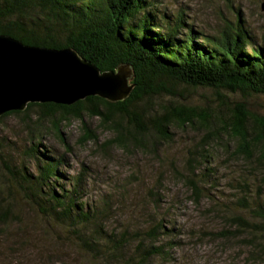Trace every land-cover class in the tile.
Instances as JSON below:
<instances>
[{"label":"trees","instance_id":"16d2710c","mask_svg":"<svg viewBox=\"0 0 264 264\" xmlns=\"http://www.w3.org/2000/svg\"><path fill=\"white\" fill-rule=\"evenodd\" d=\"M170 12L162 0H0V35L33 47L72 49L101 72L128 66L133 86L121 102L89 97L72 106L29 104L22 112L0 117V121L10 116L26 118L25 128L33 141L24 155L36 163L35 172L26 160L12 163L13 151L0 145L3 175L20 187L43 216L63 225L94 264H150L153 259L175 264L171 252L180 244L175 238L182 229L163 226L157 194L152 196L156 212L150 215L140 246L125 254L122 249L131 243L126 232L106 234L100 227L109 213L108 201H93L89 206L82 199L90 169L82 167L80 173L69 176L64 157L54 156L42 140L55 133L70 148L62 126L85 116L98 118L116 133L112 147L128 148L126 144L133 140L145 150V135L156 132L167 139L172 127L190 126L203 131L197 145L200 150L185 166L194 200L200 202L205 191L218 184L213 177L222 152L241 161L243 169L229 183L235 190L234 200L227 201L224 214L237 233L246 234L249 259L264 264V113H253L248 103L249 98L264 96V42L258 41L238 11L236 21H226L216 36L194 29L184 11ZM180 87L208 89L220 99L226 97L224 93L239 95L242 100L228 106L230 115L224 118L212 107L181 103L186 99ZM165 97L168 103L160 108L153 105L155 99ZM84 132L79 145L98 142L87 126ZM8 188L0 187L3 218L8 211L2 195ZM212 204L218 208L217 201Z\"/></svg>","mask_w":264,"mask_h":264},{"label":"rangeland","instance_id":"374dc122","mask_svg":"<svg viewBox=\"0 0 264 264\" xmlns=\"http://www.w3.org/2000/svg\"><path fill=\"white\" fill-rule=\"evenodd\" d=\"M263 2L162 0V6L170 13L184 11L194 29L207 36H216L226 21H236L238 11L258 41L264 42ZM179 92L186 99L181 103L204 109L212 107L220 111L224 118L230 115L228 106L242 100L239 95L229 93H224L226 97L220 99L208 89L180 87ZM169 101L167 97L155 99L153 105L160 108ZM248 103L253 113H264V96L249 98ZM25 123L24 116L1 119L0 145L8 146L9 152L11 148L12 163L26 160L30 163L29 170L35 172L36 163L33 160L29 162L24 155L33 141ZM84 126L99 137L97 143L79 145L85 136ZM61 130L70 148L59 141L55 133L47 134L42 140L43 145L49 150L51 148L54 156L64 157V165L67 166L64 170L69 176L80 173L82 167L90 169L82 199L89 206L93 205V201H108L109 213L100 222V227L106 234L121 235L126 232L127 241L131 243L124 246L123 253L135 251L145 235L150 215L156 212L152 199L155 193L160 199L158 212L163 219V226L171 228L175 225L176 229H182L175 238L180 244L171 252L175 264H257L249 259L251 249L246 243V234L237 233L236 227L224 214L227 201L234 200L231 195L235 194L229 183L233 176L240 173L239 169H243L239 166L242 162L236 157L230 159L229 153L222 152L217 161L219 170L213 177L218 184L215 189L205 191L200 202L194 200L188 187L186 175L190 171L185 166L191 155L200 150L197 145L203 137V131L190 126L183 129L172 127L167 139L151 132L145 135L148 148L144 150L138 148L133 140L126 144L128 148L118 145L112 147L110 141L116 133L107 130L98 118L85 116L82 121L74 120L71 124L63 125ZM213 164L216 166V161ZM7 185L10 188L2 197L8 214L6 218L0 216V264H94L63 225L43 216L20 187L3 175L0 162L2 191ZM205 187L208 189L209 186ZM216 201L218 208L213 209L212 203ZM157 242L161 244L163 238ZM150 264L159 263L153 259Z\"/></svg>","mask_w":264,"mask_h":264},{"label":"water","instance_id":"95a60500","mask_svg":"<svg viewBox=\"0 0 264 264\" xmlns=\"http://www.w3.org/2000/svg\"><path fill=\"white\" fill-rule=\"evenodd\" d=\"M131 79L128 66L101 72L72 49L33 47L0 35V117L29 104L72 106L89 97L121 102L133 90Z\"/></svg>","mask_w":264,"mask_h":264}]
</instances>
